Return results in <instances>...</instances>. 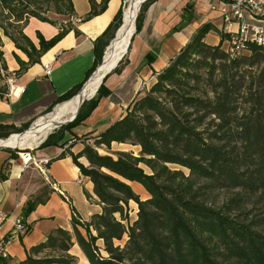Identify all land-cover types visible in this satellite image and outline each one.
<instances>
[{
    "label": "trees",
    "instance_id": "1",
    "mask_svg": "<svg viewBox=\"0 0 264 264\" xmlns=\"http://www.w3.org/2000/svg\"><path fill=\"white\" fill-rule=\"evenodd\" d=\"M109 1L96 4L90 0L91 10L85 19L102 14ZM155 1L144 2L136 32ZM21 2L0 0V16L4 21L12 19L6 26L0 24V29L26 55L27 64H32L66 29L48 41L39 35L36 48L23 34L28 19L54 21L28 7L15 10ZM48 2L58 15L73 12L70 0ZM45 10L49 11L48 7ZM121 13L120 8L95 40L91 73L121 27ZM211 31L217 32L211 24H203L156 75L149 89L135 97L121 118L91 144L83 143L75 153L72 148L64 149L56 158L70 157L88 178L101 211L82 221L73 209L72 232L56 227L27 250L23 260L0 259V264H77L71 252L75 245L88 264H264V53L249 44L244 52L230 57L223 48L226 33H219L216 46L204 42ZM2 46L0 64L5 71ZM81 87L56 97L46 112L72 99ZM108 95L101 84L71 123L62 126L64 131L83 122L100 98ZM27 127L0 125V139ZM112 143L140 150L137 155L132 151L98 153L99 148L110 150ZM51 145L59 146V142L48 135L40 147ZM132 183L140 185L148 197L142 201ZM84 193L89 200L91 196ZM47 198L48 192L27 200L22 219ZM131 202L137 206L133 220L129 219ZM124 237V244L116 246L114 242Z\"/></svg>",
    "mask_w": 264,
    "mask_h": 264
},
{
    "label": "crops",
    "instance_id": "2",
    "mask_svg": "<svg viewBox=\"0 0 264 264\" xmlns=\"http://www.w3.org/2000/svg\"><path fill=\"white\" fill-rule=\"evenodd\" d=\"M70 1L73 8L71 15L56 14L52 24L31 17L23 27V34L36 48L39 47V35L48 41L59 31L66 29L62 38L44 52L38 62L27 64L26 55L8 38L2 37L5 73L13 80L14 86L11 92L7 89L5 93L0 94V125L20 129L41 120L56 97L77 86H82L80 90L84 89L86 82L103 64L109 46L105 48L101 64L90 72L95 61L94 42L112 22L121 8V0H110L102 14L89 19L85 18L91 10L90 0ZM226 1L230 0L153 2L144 13L139 31L131 38L124 65L119 72H111V68L106 72L107 76L104 75L100 80L98 86L103 84L109 95L100 98L90 115L71 129L73 135L82 138V142L75 144L71 152L80 150L83 143L91 144L93 138L121 118L125 108L135 97L141 96L149 89L156 75L167 67L203 24L209 23L217 31L209 32L204 42L210 46L218 45L219 33H223L222 21L219 11L210 7L212 5L218 7L220 3ZM94 2L100 4L101 0ZM75 30L78 31V35L75 34ZM21 66L24 68L21 69ZM46 68L51 70L48 75L44 71ZM99 87L86 101L96 95ZM66 102L57 103L53 108H58ZM42 141L35 145L31 154L36 161L44 157L53 160L48 168L37 164L38 168L44 169L42 174L45 179L55 183L67 197L68 202L51 186L48 187L46 202L38 205L28 217L22 219L30 227L29 232L13 240L8 247L13 262L23 260L27 250L42 242L52 229L60 227L72 232L73 209L82 221H88L93 214L101 211V206L92 195L93 186L88 178L80 174L70 157L56 160L63 151L60 146L40 147ZM114 144L116 143H112L111 146ZM101 150L97 149L98 153L101 154ZM11 155L9 147L0 146V210L8 215L6 230L11 228L16 218H22L26 201L36 193L38 187H41L40 181L31 180L32 174H29L31 170H28L24 163L11 159ZM21 156L24 157L23 154ZM80 162L87 165L84 158H81ZM134 184L136 183H132L131 186ZM85 191L91 196L89 200L85 196ZM76 249L79 250L75 245L72 250ZM81 254L85 259L82 252Z\"/></svg>",
    "mask_w": 264,
    "mask_h": 264
},
{
    "label": "rangeland",
    "instance_id": "3",
    "mask_svg": "<svg viewBox=\"0 0 264 264\" xmlns=\"http://www.w3.org/2000/svg\"><path fill=\"white\" fill-rule=\"evenodd\" d=\"M128 1L129 0H121V3H122V5H121V11H122V13H121V25H120L121 27H122V24H123L122 21H123L124 11H125V9H126V7L128 5ZM144 2L139 5V9H138V11H136L137 14H136V17H135V20H134V26H133L134 29H133V32H132L131 36L129 37V41H128L129 45H130L131 38L133 37V35L136 32V30H135L136 20H137L139 14H140V11L142 9V6H143ZM25 7L26 8L28 7V9L31 10V11H36L37 13L40 14V16L46 17V18H48L50 20H52L53 17L56 15V13L54 12L53 6H51V3L48 2V0H22L21 6H20V4H18L17 7L15 8V10H18V9L24 10ZM46 7H48L49 11L45 10ZM11 21H12V19H9V21H6V20L4 21L3 17L0 16V24H2L4 26H6L8 23H11ZM121 27H119V28H121ZM2 37H3V33H2V30L0 29L1 41H2ZM114 39H116V38L114 37ZM114 39H112V41ZM0 45H2V42H1ZM129 45L126 48L125 53L121 56L122 58L120 57L115 62L114 66L112 67V71L111 72H119V70L122 67V65H124L125 60H126V55H127L126 53L128 52ZM2 47H1V50H2ZM223 48L227 49L226 43L223 45ZM95 73H96V71H95ZM106 74L107 73H105L104 75H106ZM9 80H12V79H9V77L6 75L5 71L2 69V66L0 64V91H5V92L7 91ZM86 100H88V98L84 99V101H86ZM55 110H56V108L54 107L51 111L46 112L45 114H43L41 118L43 120H47L49 117H51L52 114H54V112H56ZM68 119H70V117L62 118L60 120L59 124L62 123L63 121H65V120H68ZM37 120H39V119H37ZM35 122H37V121H34V123H32L31 125H28L29 127H27L25 130H23V131H21L19 133H13L10 136H8L7 138L0 139V140H2L1 142H10V141L11 142H15L16 140H18L20 138H24L25 134L27 133V131L30 130L31 127H33V124H35ZM65 122H63V123H65ZM69 123H71V122H69ZM69 123H65L62 126L65 127ZM62 126H60V127L55 126L52 130H50L49 133L44 137L43 141L41 140L42 143L45 141V139L47 138L48 135H53L54 136V140L59 142V146L62 148V150H64V149L70 150L71 148H73L72 145H75L77 143L79 144V142H82L81 141L82 140L81 137H77V136L73 135L71 130L64 131ZM13 146H15V144ZM34 147H32V148H17V149L16 148H9V150L11 151V154H12L11 155V159L18 160L21 163L25 162L24 159H22L21 154H28L27 158H28L29 161H28V168L27 169L31 170L30 173H29V174H32L31 180L32 181L33 180L40 181V183H41L40 184L41 187H38V189H36L37 190L36 193L34 195H31L28 198V200H33V199H35V197H37L39 195H41V197H42L43 195L46 194V192L48 191V187L50 186L49 185L50 181H47V179H45L44 175L42 174V172L38 168L39 166L33 164V162L36 161L35 158L33 157V154H31L33 149H34ZM101 149H102L101 150V154L102 153L103 154L104 153L105 154H115L117 152L132 151L135 155H137L138 151L140 150L137 147H132L130 145L126 146L125 144H119V145L114 144V145L111 146L110 150H106V149H103V148H101ZM33 169L36 170V171H32ZM177 169H181V168H177ZM181 170H183L184 173H187L186 169H181ZM132 188L135 191V193L139 195V197H140V199H142V201L148 197V194L145 191H143L144 189L141 186L134 184V185H132ZM136 211H137V206L133 202L129 203V217H130L129 219L133 220V218H135ZM82 233H84V232L82 231ZM125 239H126V237H124V239L122 241H117V242L115 241L114 243H115L116 246L117 245L122 246L124 244ZM97 246L100 249L103 248L102 245H101V242H99V241H97ZM71 252L75 256L77 264H88L87 260L83 259V256H82V254H81V252L79 250L76 249V250H72Z\"/></svg>",
    "mask_w": 264,
    "mask_h": 264
},
{
    "label": "built area",
    "instance_id": "4",
    "mask_svg": "<svg viewBox=\"0 0 264 264\" xmlns=\"http://www.w3.org/2000/svg\"><path fill=\"white\" fill-rule=\"evenodd\" d=\"M212 10L217 9L222 21V31L228 35L226 41L227 52L230 57L239 55L246 50L247 45L254 44L264 53V0H230L220 3L218 7L212 5ZM45 74L51 70L46 68ZM14 82L9 80L8 90L11 92ZM49 159H39L33 162L45 168ZM28 167V161L24 162ZM41 172L43 169L39 168ZM51 188L59 193L68 202L67 197L55 183H49ZM8 215L0 210V259H10L8 247L11 242L28 232V226L22 218H16L10 229H5Z\"/></svg>",
    "mask_w": 264,
    "mask_h": 264
},
{
    "label": "bare ground",
    "instance_id": "5",
    "mask_svg": "<svg viewBox=\"0 0 264 264\" xmlns=\"http://www.w3.org/2000/svg\"><path fill=\"white\" fill-rule=\"evenodd\" d=\"M143 0H129L128 5L124 11L123 24L119 29L116 39L112 41L111 46L108 47L105 54V59L103 64L99 66L96 70V73L92 75L87 84L85 85L80 96H75L70 101L63 103L62 105L56 108V112L51 115L47 120L37 121L30 130L27 131L24 138H20L15 142H1L0 146H5L9 148H32L37 145L44 137L52 130L60 120L64 117H70V120L76 113V110L80 104L81 99L90 98L94 95L95 90L99 87L100 80L102 76L108 72L115 64V62L125 53L129 41L134 29V20L139 9V5ZM122 58V57H121ZM102 82V81H101ZM67 121V120H65ZM63 121V122H65ZM62 122V123H63ZM26 132V131H25ZM23 134V133H22ZM21 135V134H20ZM15 146H13L14 144ZM24 161L28 160V154H23Z\"/></svg>",
    "mask_w": 264,
    "mask_h": 264
},
{
    "label": "water",
    "instance_id": "6",
    "mask_svg": "<svg viewBox=\"0 0 264 264\" xmlns=\"http://www.w3.org/2000/svg\"><path fill=\"white\" fill-rule=\"evenodd\" d=\"M144 1H145V0H143L142 3H143ZM119 29H120V28H119ZM119 29L117 30V32H116V34H115V38H116V36H117V33H118ZM114 40H115V39H114ZM111 43H112V42H111ZM111 43H110V45H111ZM110 45H109V46H110ZM82 91H83V89L80 90L76 96H80L81 93H82ZM83 102H84V99L82 98L81 101H80V104H79V106H78V108H77V110H76V113H75V115L73 116V118L71 119V121L76 117L78 111H80L79 109H80L81 105L83 104ZM71 121H70V120H67L65 123H69V122H71ZM65 123L57 124V126L60 127V126H62V125L65 124Z\"/></svg>",
    "mask_w": 264,
    "mask_h": 264
}]
</instances>
